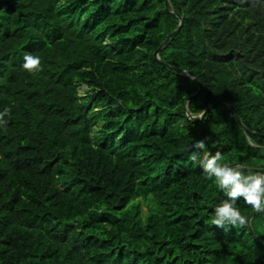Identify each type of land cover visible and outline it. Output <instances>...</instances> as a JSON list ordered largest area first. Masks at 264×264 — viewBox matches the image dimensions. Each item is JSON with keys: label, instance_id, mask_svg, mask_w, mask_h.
Instances as JSON below:
<instances>
[{"label": "trees", "instance_id": "16d2710c", "mask_svg": "<svg viewBox=\"0 0 264 264\" xmlns=\"http://www.w3.org/2000/svg\"><path fill=\"white\" fill-rule=\"evenodd\" d=\"M167 1L0 0V264H264L190 159L264 173V0Z\"/></svg>", "mask_w": 264, "mask_h": 264}, {"label": "clouds", "instance_id": "9594fccd", "mask_svg": "<svg viewBox=\"0 0 264 264\" xmlns=\"http://www.w3.org/2000/svg\"><path fill=\"white\" fill-rule=\"evenodd\" d=\"M22 67L30 73L38 71L41 67L40 58L32 54H26ZM8 115H10V109L8 108L0 112V125L6 124L5 117ZM206 139L207 137L195 140L192 143L191 148L195 151L192 152L190 159L196 161L199 157L204 172L209 178L215 177L219 188L227 196V199L221 200L215 206L212 224L225 229L228 226L239 225L243 227L248 220L235 206L236 201L242 198L256 212H264V173L246 175L240 165L233 166L221 163L222 153L220 151L215 153L208 151L205 143Z\"/></svg>", "mask_w": 264, "mask_h": 264}, {"label": "water", "instance_id": "95a60500", "mask_svg": "<svg viewBox=\"0 0 264 264\" xmlns=\"http://www.w3.org/2000/svg\"><path fill=\"white\" fill-rule=\"evenodd\" d=\"M167 2H168V1L165 0V4H167ZM171 12H172V13L178 18V25H177V27H176L172 32H170V33H169V34H168V35H167V36L161 41V43L159 44L158 48L154 51V53H153V57H154V59H155L156 61H158V62H161V60H160V58H159V56H158V53H159L160 49L162 48V46H163L165 40H166L169 36H171L172 34H174L176 31H178L179 28H180L181 25H182V18H181V16H180L179 14H177L174 10H172ZM185 75L188 76V77H190V78H192V79H194V80L196 81L197 85H198V81L196 80V78H195L192 74H190V73H185ZM219 103H224L226 106H228L229 109L232 111L233 116L237 119V121L239 122V124H240L241 126H243V124H242V122H241V120H240V118H239V115H238L237 111L233 108L232 105H230V103H228V102L225 101V100H218V101H215V102L209 104L207 107L204 108V110H203L202 113L199 115V117H201L206 111H208L209 109H211L212 107H214L215 105H217V104H219ZM185 110H186V111H185V114H186L187 118H190V113L188 112V110H187V108H186V105H185ZM235 165H237V164H234L233 166H235ZM256 213H257V212H256L255 210H253V211L249 214V216L247 217V220H248L247 224H248L249 229H250V226H249V220H250V218H251L254 214H256Z\"/></svg>", "mask_w": 264, "mask_h": 264}, {"label": "rangeland", "instance_id": "374dc122", "mask_svg": "<svg viewBox=\"0 0 264 264\" xmlns=\"http://www.w3.org/2000/svg\"><path fill=\"white\" fill-rule=\"evenodd\" d=\"M79 92H80V93H85V92H86V90H85V88L83 87V85H80V86H79Z\"/></svg>", "mask_w": 264, "mask_h": 264}]
</instances>
